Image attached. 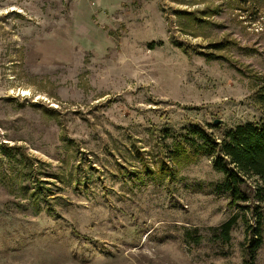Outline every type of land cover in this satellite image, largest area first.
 I'll use <instances>...</instances> for the list:
<instances>
[{
  "label": "rangeland",
  "instance_id": "1",
  "mask_svg": "<svg viewBox=\"0 0 264 264\" xmlns=\"http://www.w3.org/2000/svg\"><path fill=\"white\" fill-rule=\"evenodd\" d=\"M262 84L264 0H0V264H264L195 133Z\"/></svg>",
  "mask_w": 264,
  "mask_h": 264
},
{
  "label": "trees",
  "instance_id": "2",
  "mask_svg": "<svg viewBox=\"0 0 264 264\" xmlns=\"http://www.w3.org/2000/svg\"><path fill=\"white\" fill-rule=\"evenodd\" d=\"M181 13L188 16L185 17L186 20H198L192 12L185 11L179 14ZM217 46L222 47L223 44L219 43ZM254 96L264 111V84L257 87ZM195 133L205 142L204 152L215 154L213 167L223 175L213 185L214 191L228 192L229 201L233 206L240 208V212H236L219 226L213 227V235L217 239L228 241L241 213L246 215L253 206L255 223L248 226L253 233L249 248L251 251L257 250L263 242L259 203L264 200V116L258 120L238 124L225 132L220 142L216 140L214 134L204 130ZM200 147L196 149L198 153ZM251 177H254V184L249 180Z\"/></svg>",
  "mask_w": 264,
  "mask_h": 264
},
{
  "label": "water",
  "instance_id": "3",
  "mask_svg": "<svg viewBox=\"0 0 264 264\" xmlns=\"http://www.w3.org/2000/svg\"><path fill=\"white\" fill-rule=\"evenodd\" d=\"M216 123L220 122V120H215Z\"/></svg>",
  "mask_w": 264,
  "mask_h": 264
}]
</instances>
